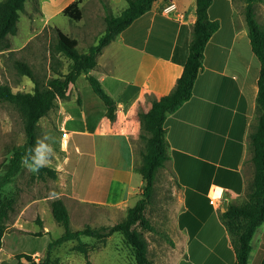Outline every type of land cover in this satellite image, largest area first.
Returning a JSON list of instances; mask_svg holds the SVG:
<instances>
[{
	"label": "rangeland",
	"instance_id": "374dc122",
	"mask_svg": "<svg viewBox=\"0 0 264 264\" xmlns=\"http://www.w3.org/2000/svg\"><path fill=\"white\" fill-rule=\"evenodd\" d=\"M81 3L83 19L95 22L98 29L93 42L105 28V15H116L126 5L114 7L109 0H81ZM214 9L217 10L216 17L224 21L223 31L230 28L220 55L229 60L230 71L239 72L238 67L235 68L237 65L242 71L250 66L249 56L252 54L243 13L244 1L216 0ZM254 10L256 19L264 27V0L256 2ZM61 18L66 26L73 27V21ZM239 25L244 28L236 35L234 27ZM39 26V12L27 0L25 11L19 15L16 33L9 35L10 50H0V83H7L12 91H30L34 85L28 76L18 72L15 66L17 60L27 63L40 82L47 81L59 71L65 73L68 70V58L62 53H54L52 57L50 54L56 40V30L44 26L38 32L35 28ZM70 27H63L62 31L72 37ZM77 48L79 51L87 49L82 40ZM254 60L259 65L255 56ZM254 71L255 66H252L251 72ZM230 84L231 90L236 92L237 83L231 81ZM82 106L87 113L86 125L80 111ZM104 107L84 74H81L74 83L69 84L66 97L57 99L54 107L39 119L36 140L43 138L45 133L55 138L54 142L48 141L52 143L54 155L47 165L56 170L57 177L39 178L36 171H31L22 163L19 172L4 184L2 193L14 197L16 203L1 237L0 264H15L19 253L29 254L34 261L43 258L48 242L62 232V227L51 214L50 201L54 197L63 199L69 212L70 227L79 229L84 225L97 226L120 221L126 209L141 196L144 182L139 166L148 133L139 123L138 137L134 139H119L115 136L114 126L94 136L91 133L95 132L96 116L98 113L104 115ZM63 130L68 135L66 145L65 138L62 139ZM81 134L85 136L84 139ZM93 136L97 139V150L102 151L94 150V144L88 141ZM185 136L184 145L180 149L178 146L177 152H171L172 168L167 160L155 175L146 216L156 231L143 232L147 255L153 264H231L234 252L226 247L227 235L218 218L223 204L213 209L205 192L210 181L224 183L225 176L234 175L237 163L232 158L215 165L216 161L211 160L215 156L213 148L219 154L224 145L221 139L214 146L210 145L213 137L207 130H195ZM23 141L20 113L14 105L0 101V174L4 171L12 147ZM108 149H111V153L107 152ZM249 150L251 154L250 146ZM248 160L251 162L250 155ZM96 164L119 170V184L113 191L111 201L105 199L107 196L101 197V186L96 188L94 184ZM127 167H132L135 173V188L131 193L124 185L127 175L120 173ZM110 183L105 184L106 194ZM179 196L185 198L181 207ZM245 198L246 193L242 201ZM81 239L88 248L86 255L74 249L76 241H67L50 249V264H135L130 247L123 241L120 232L112 233L104 241L88 236Z\"/></svg>",
	"mask_w": 264,
	"mask_h": 264
},
{
	"label": "crops",
	"instance_id": "0c3cea01",
	"mask_svg": "<svg viewBox=\"0 0 264 264\" xmlns=\"http://www.w3.org/2000/svg\"><path fill=\"white\" fill-rule=\"evenodd\" d=\"M26 1L22 11H25ZM72 1L74 0H36L34 3L30 0L31 7L36 9L40 16V29L35 28V30L40 32L46 26L48 29L54 28L62 31L63 27H70V25L66 26L61 17L69 19L62 11ZM169 1L155 0L149 10L133 20L103 48L97 57L96 66L90 69L89 72L99 79L105 91L115 100L117 109L113 121L104 115L97 114L95 132L91 133H94V136L98 132L114 126L115 136L119 139L137 138L139 129L137 111L149 109L150 101L147 96L159 98L167 93L180 74L188 54L196 3L195 0H173L175 9L166 13L162 11V8ZM215 1L212 0L208 8V17L219 20L216 17L217 10L214 9ZM109 2L114 7L121 8L124 3L127 5L126 0H109ZM228 7L233 14L230 4ZM22 11L19 12V15ZM68 21L74 22L73 27H70L73 30L70 31V34L77 41V46L80 45L81 40L85 48L94 43L92 38L98 31L95 22L85 21L83 16L78 21L70 19ZM219 22V28L212 33L205 44L202 67L193 84L191 97L166 116L164 127L168 144V161L171 168V152H177L178 146L180 149V146L184 145L187 139L186 133H192L199 129L207 130L213 137V143L209 142L213 146L218 139L222 140L224 145L222 150L216 154L217 150L213 148L215 156L211 160L216 161V165L221 161L228 162L234 158L237 170L234 175L225 176L224 183L210 181L205 195L208 198L207 193L211 185L219 186L222 191L218 206L223 204L222 210H225L228 203L243 200L246 187L252 178V162L248 160L251 155L248 131L254 119L259 65L255 62V55L250 47L253 54V56L252 54L249 56L250 66L244 67L240 71V67L237 65L235 68L238 67L239 72L230 71L229 60L220 55L230 28L223 31L224 21L219 20ZM235 27L234 34L236 35H239V31L244 28L242 25ZM7 49L10 50V42ZM252 66H255L254 73L251 72ZM231 81L237 83L236 92L231 90ZM80 111L86 125V110L82 106ZM106 125L108 126L106 127ZM81 135L84 139L85 136ZM94 136L88 141L91 140L90 143L94 144V150H97L95 144L97 139ZM66 143V139H64V145ZM108 151L111 153V149ZM95 170L97 176L94 184L96 188L101 186L100 196H107L105 199L111 201L113 191L119 184L117 177L119 170L106 168L104 164H96ZM120 173L127 175L124 185L127 192L131 193L135 188L133 184L135 173L132 167H127L125 171L120 170ZM109 181L111 183L108 194H106L105 184ZM93 188H91L92 191L95 190ZM178 198L181 207L182 202L185 203V198L182 199L180 196ZM213 209L216 208L213 206ZM224 231V234L227 235L226 247L231 252L233 247L230 237L226 229ZM251 247L248 264H264V221L253 233ZM233 262L234 260L230 263L233 264Z\"/></svg>",
	"mask_w": 264,
	"mask_h": 264
},
{
	"label": "trees",
	"instance_id": "16d2710c",
	"mask_svg": "<svg viewBox=\"0 0 264 264\" xmlns=\"http://www.w3.org/2000/svg\"><path fill=\"white\" fill-rule=\"evenodd\" d=\"M26 0H0V50L9 48L8 35L17 29L19 12L24 9ZM34 3L36 0H31ZM127 5L116 14H106L105 28L85 51H79L77 41L56 29V40L50 51L62 53L70 60L68 70L57 72L55 76L40 82L32 68L25 62L17 60L15 66L20 74L28 76L34 83L30 91H12L7 83H0V101L14 105L20 113L24 132V141L12 147L11 155L2 174H0V243L11 212L15 209L16 199L2 193L5 183L11 181L22 167V158L26 150L36 143V126L39 119L45 116L55 105L57 99H64L69 84L84 74L94 93L104 104V116L110 121L116 117V102L105 91L97 77L89 71L97 64V57L103 48L125 29L133 20L151 8L155 0H126ZM244 1V19L252 52L259 61L257 92L255 98L254 124L248 131V145L251 149L252 178L246 187V198L239 203H228L220 212L219 219L230 237L234 251L233 264H248L251 251V238L256 228L264 221V27L256 19L254 4L260 0ZM195 20L192 24L188 44V54L180 74L176 77L169 91L159 98L148 95L150 107L146 111H137L140 125L146 130V149L142 153L139 166L144 186L141 196L126 209L125 216L112 224L97 226L84 225L79 229L70 227V216L61 197L50 201L53 219L62 227V232L47 244L46 254L34 261L29 254L19 253L15 264H50V249L67 241H76L74 249L87 254L88 248L82 236L105 240L114 232L122 234L123 241L129 245L135 264H153L147 255V242L144 231L155 232L156 229L146 216V209L153 192L155 175L164 167L169 156L165 138L164 121L168 114L178 109L192 95L193 84L202 67L205 44L220 22L208 17V8L212 0H195ZM106 7V4H104ZM70 20L78 21L82 17L81 0H74L62 11ZM29 161L30 158H29ZM36 176L52 179L57 177L54 168L46 165L36 171Z\"/></svg>",
	"mask_w": 264,
	"mask_h": 264
},
{
	"label": "clouds",
	"instance_id": "9594fccd",
	"mask_svg": "<svg viewBox=\"0 0 264 264\" xmlns=\"http://www.w3.org/2000/svg\"><path fill=\"white\" fill-rule=\"evenodd\" d=\"M54 139L53 136L45 133L43 138H38L36 140L34 147H30L26 150V155L22 158V161L31 171H38L48 164L50 157L54 155L52 143L48 141L54 142ZM29 158L31 163H29Z\"/></svg>",
	"mask_w": 264,
	"mask_h": 264
},
{
	"label": "built area",
	"instance_id": "2783aa9c",
	"mask_svg": "<svg viewBox=\"0 0 264 264\" xmlns=\"http://www.w3.org/2000/svg\"><path fill=\"white\" fill-rule=\"evenodd\" d=\"M175 7L176 6H175L174 1L170 0L165 6H163L162 11H164L166 13H169L170 11L174 10ZM64 138L67 141L68 135H67V131L66 130L62 131V139H64ZM212 186L213 185L210 186V188L208 190V193H207V196H208L210 204H212L215 208H217L218 200L221 197V192L218 195H214V196L211 195Z\"/></svg>",
	"mask_w": 264,
	"mask_h": 264
},
{
	"label": "bare ground",
	"instance_id": "6f19581e",
	"mask_svg": "<svg viewBox=\"0 0 264 264\" xmlns=\"http://www.w3.org/2000/svg\"><path fill=\"white\" fill-rule=\"evenodd\" d=\"M221 188L217 185L212 186L211 195H218L221 192Z\"/></svg>",
	"mask_w": 264,
	"mask_h": 264
}]
</instances>
